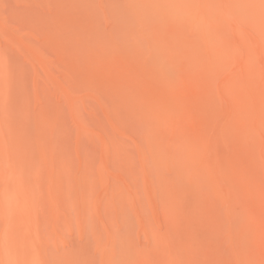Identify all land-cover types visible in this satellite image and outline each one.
Listing matches in <instances>:
<instances>
[{
    "label": "bare ground",
    "instance_id": "1",
    "mask_svg": "<svg viewBox=\"0 0 264 264\" xmlns=\"http://www.w3.org/2000/svg\"><path fill=\"white\" fill-rule=\"evenodd\" d=\"M97 8L103 14L101 17L104 16L105 25L100 14L95 12ZM80 9L85 10L86 19L75 16ZM252 14L256 16L255 20ZM13 19L21 28L10 27ZM249 22L258 25L255 32L246 29ZM262 34L264 0H0V264H264ZM46 48L54 54L53 60L45 52ZM52 61H58L63 67L61 71H66L67 76L60 75L67 80L66 84L64 81L54 83L61 84L57 85L58 91L67 95L65 101L70 96L69 91H74L71 87L81 90L85 86L83 90L90 87L94 92H104L102 105L115 134L108 136L107 131L103 134L107 136L102 137L94 132L100 138L98 142L102 143L101 170H107L112 162L119 166L122 174L132 175L139 169L147 190L154 197L160 189L162 198L158 196L161 199L155 200L162 203L169 223L156 232L152 229L156 241L153 251L148 249L149 246L144 249L147 245H142L141 250V244L138 250L136 240H131L129 233L116 232L119 239L110 233L118 221L113 228L109 227L112 230H108L110 224H106L104 235L98 223L101 231L98 234L95 231L94 243L86 242L84 238V243H78L70 250L61 253L64 248L60 247V253L56 252L58 249L56 253L50 251L51 244L59 238L60 226L69 225V220L72 222L67 213L70 216V212H74L61 208L67 204L65 201L76 206L79 221L84 220L86 209L91 207L87 202V178L94 174L89 173L88 168H93L91 163L83 170L84 165L91 162L89 153L78 168L74 167L77 161L74 164L71 132L75 133V129L69 130L71 125H67L66 120L70 115L67 119L64 116V106L69 104L70 113L74 111L72 114H75L80 129H88L81 115L75 113L77 108L72 103L81 95L70 97L71 103L60 101L63 106L50 98L49 89V94L47 89L41 90L40 81L36 80L33 64L41 63L45 70L52 66V70L56 65L50 64L46 69ZM128 69L136 70L137 74V70L149 72L160 82L154 98L159 108L155 113L148 112L153 130L160 131L167 124L163 113L172 119L179 112H189L190 106H186L190 104L188 91L194 90L187 89L180 94L172 91L171 86L189 79L190 73H201L206 77L203 80L208 82L210 75L220 73L218 82L209 83L212 88L208 86L200 91L217 89L234 97L232 102L223 98L216 101L210 93L200 92L201 99L196 101L201 135L198 140L189 138L188 132L169 137L162 136L161 132L159 136L163 138L149 135V146L147 138H143L144 144L150 147V155L160 168H165L158 175L155 173L156 182L147 165L150 164L147 146L139 143L142 139L139 136L136 137L140 141L135 143L134 133L138 132L134 127L138 123L141 125L147 109L128 87ZM146 74L145 78L148 77ZM216 76L212 75L213 78ZM42 86L47 88V85ZM80 92L86 95V92ZM169 93L176 94L178 100L170 101ZM148 100L151 102L150 98ZM94 117L97 116L91 118ZM134 124L131 130L130 126ZM176 124L175 130H178V122ZM126 128L135 131L130 135L135 138H132L133 142L136 140L134 145L124 139V135L130 133ZM79 139L80 136L76 150ZM114 168L118 170V167ZM101 170L103 190L99 191L93 204L99 214L104 205L118 207L122 194L127 193L130 199L133 197L129 196L132 189L127 190L130 186L124 192L119 179L110 183ZM205 177L210 184L205 182ZM127 180L130 179L127 177ZM211 196L219 203L213 205ZM111 211L108 210L109 215ZM83 226L87 228L86 224ZM223 239L229 245L231 257L223 249Z\"/></svg>",
    "mask_w": 264,
    "mask_h": 264
},
{
    "label": "rangeland",
    "instance_id": "2",
    "mask_svg": "<svg viewBox=\"0 0 264 264\" xmlns=\"http://www.w3.org/2000/svg\"><path fill=\"white\" fill-rule=\"evenodd\" d=\"M98 10H100V9H98L97 8V10L95 11L96 12V14H97V12H98V14H100L99 16L101 17V15H103L102 13H99V11ZM75 11V10H74ZM80 11H82V12H80ZM77 12V13H76ZM75 12V16L76 17H83V18H87V16H86V12H85V10H83V9H80L79 11H76ZM94 12V13H95ZM79 13V14H78ZM93 13V14H94ZM85 14V15H84ZM97 14V15H98ZM253 15V14H252ZM251 15V17L255 20L256 19V16H252ZM85 16V17H84ZM98 16V17H99ZM99 17V19L101 20V18H102V20H101V22L102 23H104V21H105V19H104V16L103 17H101L100 18ZM10 20H12V19H10ZM104 20V21H103ZM16 22V23H15ZM106 22V21H105ZM10 24V27H12L13 26V28H21L20 26H19V24L17 23V21H14V19H13V22H12V24L11 23H9ZM12 25V26H11ZM103 25H105V23L103 24ZM246 29H248V30H250V31H252V32H255V30L256 29H258V25L257 24H254V23H251V22H249V23H247L246 24ZM23 35H25V36H27L26 34H23ZM262 37H263V40H264V34H262ZM29 38V37H28ZM31 38V37H30ZM32 40L33 41H35V39H33L32 38ZM47 50V51H46ZM45 52H47V55L49 56V58L51 59V60H53V56H54V54L50 51V50H48L47 48L45 49ZM55 57H56V55H55ZM55 60H56V58H54ZM54 60V61H55ZM54 63V64H53ZM264 63V62H263ZM36 64V65H35ZM50 64L51 65H56L55 67H53L52 68V70L54 71V73H53V71L52 70H50V68L52 67H50ZM58 64V61L55 63V62H49L48 63V67L46 68V69H48L49 67V70H45L44 68H41V66L42 67H44L41 63H40V65H39V63H34L33 65L36 67H34L35 68V70H36V72H37V76H36V78H38V79H36L37 80V82L38 81H40L39 83H38V85H39V87H40V89L41 90H43V89H47V94H49V92H50V95H52V96H50V98L52 99V98H54V99H52L53 101H55V102H59V103H61L60 101H62L63 100V104H66V103H71V100L72 99H70V97H75V95H76V97H77V95L78 96H80V98L79 97H77V99L78 100H82L81 102H82V104H81V102L79 103V101L76 99V98H74L75 100H73L72 101V103L75 105L74 107L75 108H77V110L76 109H74L75 110V113L77 112V114L78 115H81V119H82V121L83 122H85V124H86V126H87V128L88 129H86V130H84V131H82L81 129H80V126H79V124L78 123H76V117H75V114H72V113H74V111L73 112H71L70 113V106H69V104H66V106H64L62 103V105L64 106V107H66V108H64V109H66V111H64L65 113V119H67V116L68 115H70L69 116V118L68 119H70V120H66V122L68 121V123H67V125H71L70 127H69V130L70 131H72V130H74L75 131V133L72 131L71 132V137H72V139H71V141H73V148H72V143H71V148L73 149L72 150V157L74 158L73 159V161H74V164H75V161H77V163H76V166L74 165V167H79V164H81V162H82V159L83 158H86L87 157V155H88V153H89V156L90 155H92L91 157H89L90 158V161L91 162H88L86 165H84V168H83V170L85 169V167L87 166V165H89V163H91V166L93 167V168H88V169H90L89 170V173H91L92 172V174H93V172H94V174H96L95 176H94V174L93 175H88L89 173H88V170H87V175H88V178H87V180H88V182H89V184H88V187L89 188H87L86 189V194H87V198H88V203H89V205L91 206L90 208H88V209H86V212L85 213H87V214H85V218H84V223H83V221L82 222H80L79 220V218H78V214H77V208H75L71 203H69V202H67V201H65L67 204H63V206H61V208L63 209V211L64 210H68V212H70V211H73L74 213H71L70 212V216H69V214L67 213V218H68V220L69 219H71V221L72 222H70V220H69V225H68V227H67V225L64 223H61V225L63 224V226H60V228H59V230H58V232H59V238H61V236H62V239H65V241L64 240H62V239H57V241H56V243L55 244H51V246H50V251H52V252H55L57 249V251L56 252H58V253H60V247H62V248H64L63 250H61V253L64 251V250H70V249H72V248H74V247H76L77 245H78V243H84V241H86V240H88V241H90L91 243H94V241H95V237H96V234H98V231L100 230L101 231V229H102V234L104 235V232L103 231H105V228H107L108 227V230H112V225L113 224H115V223H117V221H118V223H120V224H118L117 223V227L115 226V225H113L114 226V229L112 230V231H110V233H112V234H116V232H119V233H129V235L128 236H131L132 235V239L131 240H136L134 243H137V245H138V247H136L137 249L139 248L140 249V247L142 246V247H144V245H147L146 247H144V249H147V247H148V249L149 250H152L153 251V249L155 248V246H156V241H155V236H154V232H156L157 230H159V229H164L167 225H168V223H169V221H168V219L167 218H169L168 217V215L165 213V211H164V209H163V207H162V203L160 204V202H159V204H158V200L159 199H161L162 197H161V193H160V189L158 188V186H157V188L159 189V191L157 192V194H156V198L154 197V195H152V193H150L148 190H147V187H146V182H145V180H144V176H143V174L141 173V171H139V169H136L135 170V172L131 175V174H124L125 176H126V178H125V176L122 174V172L120 171V169H119V166H114V164H113V162L111 163V165L113 164V166L114 167H118L117 169L118 170H116L114 167L112 168V166L110 165V166H108V168H107V170L105 169H102L101 170V168H102V161H103V152H102V143H99L100 142V138H99V136H102V137H106L105 135H103L104 133L106 134L107 133V131H108V136H110V135H112V133H113V135L115 134V130H114V128L111 126V123L109 122L110 120L108 119V117H107V112H105L106 111V108H105V106L104 105H102V101H103V95H104V92H102V91H97V92H99V93H97L96 91L94 92V90H91L92 88H90V87H88V88H84V89H88L87 91L86 90H83V87H85V86H81L82 88H80L82 91H84V92H86L85 94L86 95H84L83 93H81L80 91L81 90H77L75 87H71V88H73L74 89V91H69V93H70V96L68 97V98H66L67 100L65 101V96H67L65 93H63V92H61V91H58V86L59 85H61L60 83H61V81L63 82L64 81V78H62V76L64 77L65 75H66V71H65V69H63L62 71H61V69L63 68L62 67V65L61 66H59V64ZM39 66V67H38ZM57 66H59L58 67V69H55V68H57ZM41 69V70H40ZM59 71V72H56V71ZM43 71V72H42ZM65 71V72H64ZM128 72H127V79L128 80H130V83H129V81L127 80V85H128V83H129V85H128V87H129V89H131L132 91H134V93L136 94V98H137V100L142 104V107L147 111V115H146V118L144 117H142V123H140L141 125H138L137 123H135V124H137V126L140 128H138L137 126H135V124L134 125H131L130 127H131V130H132V126H135L134 127V130L136 131V132H138L139 134H141V135H139L138 133H134V135H135V137L137 136H139V138H142V139H140L141 140V142H139L138 140H137V137H136V140H134V142L135 143H141V145H142V140H144L143 138H147L146 139V142L144 141L143 142V144L144 143H146L147 145H149V143H148V139H149V135L150 134H152V135H155L156 137H159V138H163V137H161V136H159L160 135V133L162 132L163 133V135L162 136H167V137H169V136H171L172 134H176V135H179V134H183V133H187V134H189V138H193V140L195 139V140H198V139H200L201 138V135H200V129H198L199 128V126H198V123H199V112L197 111L198 110V103H196V101L198 102V100H200L201 99V95H200V92H206V91H200V90H203V89H205V88H207L208 86L209 87H211L212 88V85L211 84H209V83H211V82H218L221 78V75H220V73H217L216 72V74H212L213 76H216V77H212V75H210L209 77V79H210V81L208 82V80L207 79H204L203 80V78H206V77H203L204 75L203 74H201V73H190L189 74V79H185V80H180V81H178V82H176V83H174V84H172V86H171V90L172 91H177V92H179L180 94H181V92H184V91H186L187 89H189V90H194V91H188L189 92V100H188V102L190 103V104H188V105H186V106H190L189 107V112L188 111H183V112H179L178 113V115L177 116H175L174 115V117L172 118V119H169L168 118V116H169V114H166V113H163V114H165V115H163L162 114V112H161V114H162V116H163V118H164V120H167V124L166 125H164V127L163 128H160V131L159 130H157V129H154L153 130V125H152V121H150L151 120V118H150V116L148 115V112H149V114L150 113H155L156 111H157V109L159 108V104H156L155 102H154V98H156L157 97V94L156 93H158V91L159 90H157V87L158 88H160V85H159V81L157 82L156 81V79L155 78H153V77H151L149 74V72H145L144 70H137V72H138V74L136 73V70H134L135 72H133L131 69H128L127 70ZM131 71V72H130ZM143 71V72H142ZM43 73V74H42ZM58 73H60V74H58ZM102 73V72H101ZM145 73H147L146 75H148V77L146 76V78H145ZM62 74H64V75H62ZM103 74H104V72H103ZM107 74V73H106ZM133 74V75H132ZM192 74H194V76L192 75ZM50 75H52V76H50ZM60 75H62V76H60ZM137 75H139L140 77H138ZM142 75V76H141ZM200 75V76H199ZM220 75V76H219ZM50 78H49V77ZM67 76V75H66ZM100 76V75H99ZM105 76V75H104ZM108 77H109V75H107ZM129 76V77H128ZM133 76V77H132ZM135 76V77H134ZM46 77H48L47 79H46ZM57 77V78H56ZM142 77H144V79L142 78ZM54 78V79H53ZM67 79H68V77H66ZM100 78V77H99ZM102 78V77H101ZM100 78V79H101ZM132 78V79H131ZM150 78H152V79H150ZM42 79V80H41ZM63 79V80H62ZM154 79V80H153ZM215 79H217L216 81H215ZM48 80L50 81V83H51V85H50V83L48 82ZM102 80V79H101ZM104 81H105V77H104V79H103ZM147 80V81H146ZM150 80V81H149ZM206 80V81H205ZM52 81V82H51ZM67 80H65L63 83H65ZM138 81H139V83H138ZM146 81V82H145ZM156 81V82H155ZM41 82H43V83H41ZM55 82H60V83H56V84H54ZM68 83V82H67ZM140 83H142V84H140ZM144 83V84H143ZM59 84V85H58ZM66 84V83H65ZM42 85H44V86H46L47 88H45V87H43ZM58 85V86H57ZM63 85V84H62ZM141 85H143V86H141ZM156 85V86H155ZM52 86H54L53 88H52ZM67 85H64V87H66ZM56 87V88H55ZM68 87V86H67ZM78 87H80V86H78ZM87 87V86H86ZM137 87V88H136ZM142 89H140V88ZM133 88V89H132ZM139 88V89H138ZM50 91H49V90ZM53 89V90H52ZM56 89V90H55ZM79 89V88H78ZM90 89V90H89ZM195 89H199V91L198 90H195ZM44 90V91H45ZM136 90V91H135ZM144 90H145V92H144ZM150 90V91H149ZM43 91V92H44ZM49 91V92H48ZM198 91V92H197ZM51 92H53V94H51ZM73 92H75V93H73ZM89 92H92L94 95H96V96H93V94L92 95H90V93H89V95L90 96H88V93ZM139 92V93H138ZM220 92H222V94H223V97H222V94L220 95ZM138 93V94H137ZM206 93H210V96H211V98H213V99H215L216 101H219V100H221L220 98H223L224 100H226V101H228V102H232L233 101V99H234V97L231 95V94H229V93H226V92H223V91H218L217 89L216 90H214V91H207ZM63 94H65L64 96H63ZM170 94V97H169V95H168V98H169V100L170 101H172V102H176L178 99H177V97H176V94L174 95V93L173 94H171V93H169ZM226 94V95H225ZM63 96V97H62ZM138 96V97H137ZM140 96H142V97H140ZM154 96V97H153ZM174 96L176 97V98H174ZM209 95H207V97H208ZM221 96V97H220ZM153 97V98H152ZM173 97V98H172ZM199 97V98H198ZM90 98V99H89ZM93 98V99H92ZM139 98H140V100H139ZM143 98H144V100H143ZM148 98H150V100H151V102L148 100ZM172 98V99H171ZM97 99V101H95V100ZM175 99H176V101H175ZM146 100V101H145ZM153 100V101H152ZM99 101V102H98ZM145 101V102H144ZM101 102V103H100ZM144 102V103H143ZM98 104H100V105H98ZM104 104V103H103ZM144 104V105H143ZM151 104V105H150ZM103 107H102V106ZM105 110H104V109ZM191 108V109H190ZM68 111V112H67ZM83 113V114H82ZM93 113H95V114H93ZM183 113V114H182ZM92 115L94 116V115H96L97 117L94 119V118H91L92 117ZM104 116H105V119H104ZM178 117V118H177ZM196 117H198V118H196ZM175 118V119H174ZM177 118V119H176ZM87 119V120H86ZM91 119V120H90ZM93 119V120H92ZM97 119V120H96ZM106 119H107V121L109 122V124L108 125H110V126H108L107 125V123L108 122H106ZM95 120H96V122L98 123V125H96V123H95ZM173 120H178L177 122H178V130H175L176 128H177V122H175V121H173ZM75 121V122H74ZM172 121V122H171ZM99 122H101L100 124H99ZM105 122H106V124H105ZM139 122V121H138ZM141 122V121H140ZM175 122V123H174ZM174 123V124H173ZM150 124H151V126H150ZM98 126V127H96V126ZM173 127H172V126ZM94 128V126H95V128L93 129L92 127ZM176 126V127H175ZM72 127V128H71ZM79 127V128H78ZM104 127H106L107 129H105ZM129 127V128H130ZM98 128V129H97ZM103 129H105V130H103ZM127 129V128H126ZM125 129V130H126ZM128 130V132H130V133H128V134H126V135H124V139H126L125 141L128 143L129 142V144L130 145H134V142H133V139H135L133 136L131 137L130 135L132 134V132H135L134 130L133 131H129V129H127ZM127 130H126V133H127ZM182 130V131H181ZM188 130V131H187ZM97 132V134L99 135V136H97L94 132ZM152 131V132H151ZM168 132V134H166L167 132ZM179 131V132H178ZM199 131V132H198ZM150 132V133H149ZM177 132H178V134H177ZM109 133H110V135H109ZM155 133H157V134H155ZM138 134V135H137ZM133 135V134H132ZM143 135H144V137H143ZM151 135V136H152ZM79 136H80V139H79V148H77V150H78V152H79V154H78V152H77V150H76V144H77V139L79 138ZM141 136V137H140ZM164 136V137H165ZM126 137V138H125ZM75 138V139H74ZM133 138V139H132ZM197 138V139H196ZM82 139V140H81ZM75 140V141H74ZM81 140V141H80ZM84 140V141H83ZM83 141V142H82ZM99 141V142H98ZM131 141V142H130ZM82 144H81V143ZM85 142V143H84ZM99 143V144H98ZM132 143V144H131ZM80 144H81V146H80ZM146 144H144V145H146ZM146 145V146H147ZM84 146H87V147H84ZM94 146V149H95V147L97 148L95 151L93 150V147ZM150 146V145H149ZM149 146H147L146 147V151L147 152H149V158L148 159H150V160H148V163H150V164H147L148 166H149V168H150V172L152 173V179L154 180V178H155V180H156V178L157 177H155L156 175H155V173L158 175V173L161 171V170H163V169H165V168H163L162 166H161V168H160V164L155 160V159H153V157H152V155H150V147ZM82 149H81V148ZM92 148V149H91ZM148 148V149H147ZM90 149V150H89ZM83 150H85V151H83ZM92 150V151H91ZM80 151H82L81 152V154H80ZM88 151V152H87ZM134 151V150H133ZM96 152H99V154H97ZM94 153H95V156H94ZM83 154V155H82ZM99 155L98 156V159H97V155ZM85 155H86V157H85ZM103 157V158H102ZM77 158V159H76ZM80 158H81V160H80ZM92 158V159H91ZM80 160V161H79ZM96 160V161H95ZM112 160H113V157H112ZM156 162H155V161ZM79 161V162H78ZM95 161V163H93ZM154 164H153V163ZM115 163V162H114ZM158 163V164H157ZM93 164H94V166H93ZM96 166V167H95ZM159 166V167H158ZM95 167V168H94ZM111 167V169H109ZM163 168V169H162ZM93 169H94V171H93ZM115 169V170H114ZM155 171H154V170ZM99 170H101L102 171V173H103V177L105 178V179H109V182L110 183H115L116 182V180L117 179H119L120 180V183L122 184V186H123V189H124V192H125V188H127V186H130L129 188H127V190H129V189H132V191H131V193H130V195L129 196H133V197H131V199L128 197V195H127V193L125 194H122V197H120L121 199H120V201H118L119 203H121V204H119V206L118 207H113V205L110 207V208H107L105 205V207L103 206L102 207V210H101V213H106L105 215H106V217H105V215L104 214H99L98 212H96L94 209H93V204H94V202H95V199H96V196L98 195V193H100L99 191H102L103 189V184H102V181H101V176H100V174H99ZM107 171V173H104V172H106ZM117 171V172H116ZM118 171H120V172H118ZM109 174H110V176H113V177H110L109 176ZM121 175H122V177H121ZM128 175V176H127ZM98 176V177H97ZM117 176H119V177H117ZM154 176V177H153ZM90 177V178H89ZM97 177V178H96ZM127 177H128V179H132L131 181L130 180H127ZM121 178L123 179V181L121 180ZM206 178V177H205ZM98 179V180H97ZM94 180H96V181H94ZM126 180V181H125ZM154 180V181H155ZM100 181V182H99ZM113 181V182H112ZM91 182V183H90ZM94 182V183H93ZM129 182V183H128ZM156 182V181H155ZM154 182V183H155ZM206 183L207 182H209V184H210V181L206 178V181H205ZM95 183H96V185H95ZM126 183V184H125ZM97 184H99V185H97ZM133 184H135V185H133ZM93 188H92V187ZM91 187V188H90ZM97 187H98V189H97ZM134 188V189H133ZM88 189H90V190H88ZM94 189H97V191L96 192H94ZM157 189V190H158ZM92 190V191H91ZM93 192H94V194H93ZM137 192H139V194L137 193ZM128 193V194H129ZM149 193V194H148ZM132 194V195H131ZM134 195H135V198H134ZM127 196V197H126ZM161 197V198H159V197ZM132 198H134V200L132 199ZM154 198V199H153ZM159 198V199H158ZM139 199H141L140 200V202H138V200ZM157 201H156V200ZM211 199L214 201V198H213V196H211ZM133 201V203H132V201ZM135 201V202H134ZM161 202H162V200H160ZM64 202V203H65ZM127 203V207H126V203ZM138 202V203H137ZM141 203V204H140ZM158 205H157V204ZM216 203L218 204L219 203V201L218 200H216V201H214L213 202V205H216ZM69 204V205H68ZM139 204V205H138ZM153 204V205H152ZM133 205H135V206H133ZM157 205V206H156ZM69 206V207H68ZM123 206H124V208H123ZM69 208V209H65V208ZM121 207H122V209H121ZM142 207V208H141ZM157 207H158V209H157ZM71 208H73L72 210H71ZM75 208V209H74ZM105 208V209H104ZM115 208V210L114 211H111V210H113ZM126 208H128V209H126ZM134 208V209H133ZM140 208V209H139ZM160 208V209H159ZM107 209V210H106ZM111 209V210H110ZM138 209V210H137ZM108 210L109 211H111L110 212V215L108 214L109 212H108ZM118 210H120V212L118 211ZM143 210V211H142ZM124 211V212H123ZM126 212H128L127 214H126ZM139 214H138V213ZM142 212H144V213H142ZM76 213V214H75ZM112 213V214H111ZM142 213V214H141ZM64 214L66 215V213L64 212ZM71 214H73V215H71ZM117 214H119L118 215V218H117ZM122 214V215H121ZM144 214V215H143ZM98 215V216H97ZM104 216V218H103V216ZM125 215H127V219L125 218ZM159 215V216H158ZM165 215V216H164ZM73 216V217H72ZM143 216H145V217H143ZM157 216V217H156ZM164 216V217H163ZM94 217H96V218H94ZM111 217V218H110ZM113 217V218H112ZM160 217V218H159ZM98 218V219H97ZM109 218V219H108ZM119 218H121V219H119ZM122 218H124V219H122ZM166 218V219H165ZM263 218H264V215H263ZM64 219H65V217H64ZM101 219H102V221H101ZM131 219V220H130ZM67 220V219H66ZM93 220H95L94 222H93ZM104 220V221H103ZM122 220H124V221H122ZM127 220V221H126ZM145 220H147V223L145 222ZM159 220H163L162 222H160ZM164 220L166 221V222H164ZM114 221H116V222H114ZM120 221V222H119ZM131 223H130V222ZM168 221V222H167ZM104 222H105V224H104ZM164 222V223H163ZM92 223H93V225H92ZM99 223V224H101V229L99 228V224L97 225V224ZM122 223V224H121ZM126 223H127V225H126ZM129 223H130V225H129ZM163 223V224H162ZM80 224V225H79ZM83 224H86L87 226H85V227H87V228H83L84 226H83ZM108 224H110L109 226H107ZM125 224V225H124ZM148 224V226H146ZM72 227H71V226ZM121 225V226H120ZM133 227H132V226ZM143 225V226H142ZM161 225H163V226H161ZM83 226V227H82ZM95 228H93V227ZM105 226H107V227H105ZM120 226V227H119ZM123 226V227H122ZM125 226H127V227H125ZM145 226V227H144ZM109 227H112V228H109ZM157 227V228H156ZM163 227V228H162ZM104 228V229H103ZM119 228L121 229L120 231H118L119 230ZM124 228V229H123ZM130 228V229H129ZM156 228V229H155ZM133 229V230H132ZM154 230V232H153V230ZM92 230H94V231H92ZM129 230V231H128ZM140 230V231H139ZM150 230V231H149ZM156 230V231H155ZM95 231H97L96 232V234H95ZM99 231V232H100ZM146 231H148V233H150V234H147V232ZM152 231V232H151ZM88 232V233H87ZM84 233H86V234H84ZM93 235H92V234ZM134 235H133V234ZM140 233H142V234H140ZM89 234V235H88ZM106 234V233H105ZM152 234V235H151ZM67 236V238H66V236ZM82 235V236H81ZM84 235H86V236H84ZM119 236V234H116L115 236H116V238H118V236ZM89 236H90V238H92V239H90L89 238ZM106 236V235H105ZM122 235H120V237H121ZM125 236V235H124ZM134 236H135V238H134ZM150 236H151V238H150ZM153 236H154V238H153ZM69 237H71V239H68ZM79 238V239H78ZM84 238H85V240H84ZM87 238H89V239H87ZM141 238V239H140ZM153 238V239H152ZM73 239H75V240H73ZM119 239V238H118ZM138 239H140V240H138ZM72 240V241H71ZM81 242H80V241ZM84 240V241H83ZM138 240V241H137ZM73 241H75V242H73ZM224 241V239L222 240V243H223V249L228 253V255H230V257H231V253H230V249H229V245L227 244V242H226V239H225V241ZM87 242V241H86ZM133 242V241H132ZM65 243H67V244H65ZM148 243H150V244H148ZM154 243V244H153ZM141 244V245H140ZM68 245V246H67ZM139 245H140V247H139ZM154 245V246H153ZM117 246H119V245H117ZM162 246V245H161ZM56 247H59V248H56ZM66 247H68V248H66ZM142 247H141V250H143L142 249ZM164 247V246H163ZM163 247H161L160 249H162ZM61 248V249H62ZM153 248V249H152ZM138 249V250H139ZM54 250V251H53ZM55 252V253H56ZM97 257H99V256H97Z\"/></svg>",
    "mask_w": 264,
    "mask_h": 264
}]
</instances>
